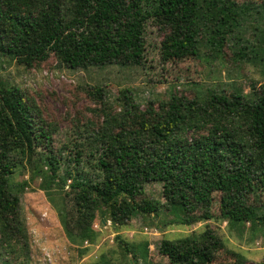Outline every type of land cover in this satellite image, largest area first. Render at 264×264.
I'll list each match as a JSON object with an SVG mask.
<instances>
[{
	"label": "trees",
	"instance_id": "1",
	"mask_svg": "<svg viewBox=\"0 0 264 264\" xmlns=\"http://www.w3.org/2000/svg\"><path fill=\"white\" fill-rule=\"evenodd\" d=\"M248 4L234 0H0V56L26 67L50 54L71 69L134 67L142 60L145 26L151 21L162 37L163 56L215 59L224 55L234 28L253 7ZM259 5L256 14L263 19L264 2ZM259 38L261 51L251 47V60H264V34ZM201 47L207 51L204 55ZM248 47H240L236 57L249 60L244 51ZM209 92L197 90L190 98L173 93L159 101L157 108L152 103L144 109L136 105L132 127L113 147L106 129L102 130L92 140L99 146L94 151V179L79 169L78 161L75 174L61 177L57 152L47 136L50 157L38 156L34 171L42 178L41 189L71 243L82 246L95 241L96 213L116 228L137 215H158L161 207L172 214L170 223L205 222L213 218L216 192L219 218L232 227L245 222L251 223L252 231L264 227V83L252 86L248 93L235 88L222 100ZM36 132L24 92L0 79V246L13 259L21 258V264L27 259V242L15 223L16 202L28 182L14 180L13 174L22 158L34 152ZM68 178L75 192L71 227L62 193ZM151 181L162 184L163 203L135 199L142 194L141 185ZM218 246L223 247L222 241L206 228L178 239H162L159 251L169 264H213ZM131 252L132 259H137V253ZM140 257H147L146 248ZM232 257L233 262L226 264H245L240 253L232 252Z\"/></svg>",
	"mask_w": 264,
	"mask_h": 264
},
{
	"label": "rangeland",
	"instance_id": "2",
	"mask_svg": "<svg viewBox=\"0 0 264 264\" xmlns=\"http://www.w3.org/2000/svg\"><path fill=\"white\" fill-rule=\"evenodd\" d=\"M234 1L251 3L248 5L253 7L234 28L224 55L215 59L163 56L162 37L151 21L145 26L142 60L134 67L113 64L87 70L71 69L60 63L54 54L26 67L0 56V79L24 92L38 129L34 152L22 158L13 174L14 180L28 182L16 202L19 217L15 221L21 235L26 236L25 264H169L168 258L159 251L162 239L174 240L206 228L223 243V247H216L213 264L233 262L232 252L243 255L245 264H264V227L258 226L252 231L250 222L232 227L219 218L218 192L214 193L211 207L213 218L205 222L170 223L172 214L161 207L158 215H137L126 225L116 228L96 213L93 221L97 233L95 241L74 245L66 237L57 212L41 189L42 178L34 171L38 156L50 157L45 146L50 136L59 158L61 177L65 179L68 172L75 174L79 162V169L94 179L97 176L93 166L97 156L94 151L99 146L92 140L106 129L108 144L115 146L132 127L136 105L144 109L147 103H152L157 108L159 101L170 94L190 98L197 90L205 94L210 91L211 96L222 100L235 88L248 93L252 86L263 84L264 60H258L259 57L251 60L254 55L249 49L261 51L259 37L264 34V18H258L256 13L264 0ZM255 27L258 28L255 30ZM245 45L249 46L244 50L249 53V60L235 55ZM201 52L204 55L207 51L201 47ZM70 182L68 178L62 189L69 211V227L75 215V192ZM140 191L142 194L135 198L139 202L145 199L164 202L159 182H145ZM84 248L87 250L82 252ZM145 248L147 257L144 259L140 252ZM131 249L137 253V259H132ZM0 264H21V258L13 259L0 246Z\"/></svg>",
	"mask_w": 264,
	"mask_h": 264
}]
</instances>
